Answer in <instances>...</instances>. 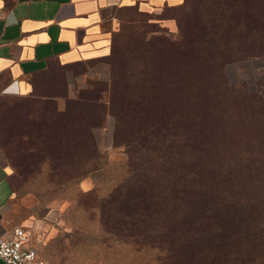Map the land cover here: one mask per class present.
<instances>
[{"label": "trees", "instance_id": "obj_1", "mask_svg": "<svg viewBox=\"0 0 264 264\" xmlns=\"http://www.w3.org/2000/svg\"><path fill=\"white\" fill-rule=\"evenodd\" d=\"M169 10L180 12L168 18L177 19L176 35L138 38L106 81L86 84L63 111L18 97L25 105L14 141L24 154H41V166L69 155L60 165L65 185L109 166L95 136L108 130L126 159L107 193L81 191L89 208H118L138 224L133 237L214 247L243 238L213 258L264 264V102L226 78L229 64L264 55V0H184ZM113 49L112 41L106 58Z\"/></svg>", "mask_w": 264, "mask_h": 264}, {"label": "rangeland", "instance_id": "obj_2", "mask_svg": "<svg viewBox=\"0 0 264 264\" xmlns=\"http://www.w3.org/2000/svg\"><path fill=\"white\" fill-rule=\"evenodd\" d=\"M179 16L180 12L169 9L160 14L131 10L120 16L112 35L113 56L73 68L71 74L75 76V86L85 87L90 82L99 85L106 81L116 57L133 46L138 38L152 32L176 35ZM170 17H176L177 23L166 20ZM226 78L264 102V55L229 64ZM24 105L25 101L17 97L0 99V161L12 171L10 216L17 227L25 228L28 246L36 251L43 263L218 264L213 251L230 248L235 242V245L245 242L238 238L234 242L226 240L222 247H214L216 243H200L196 238L180 242L168 236L133 237L138 224L120 219L118 208H89L92 198L81 192V182L58 184L63 177H69L68 170L60 166L70 161L69 155L62 156L65 162L57 163V157L50 156L52 170L40 165L41 154L21 151L14 138ZM95 136L109 166L95 174L91 181L101 193H107L112 189L111 180L120 178L119 165L126 156L121 150L110 147L108 130H96Z\"/></svg>", "mask_w": 264, "mask_h": 264}, {"label": "crops", "instance_id": "obj_3", "mask_svg": "<svg viewBox=\"0 0 264 264\" xmlns=\"http://www.w3.org/2000/svg\"><path fill=\"white\" fill-rule=\"evenodd\" d=\"M183 1L0 0V98L52 101L63 111L84 88L75 86L71 70L110 54L120 16L160 14ZM11 175L0 161V237L17 227L8 208ZM81 183L83 192L94 187L90 178Z\"/></svg>", "mask_w": 264, "mask_h": 264}, {"label": "built area", "instance_id": "obj_4", "mask_svg": "<svg viewBox=\"0 0 264 264\" xmlns=\"http://www.w3.org/2000/svg\"><path fill=\"white\" fill-rule=\"evenodd\" d=\"M0 260L5 264H45L28 246L24 227H15L11 234L0 237Z\"/></svg>", "mask_w": 264, "mask_h": 264}]
</instances>
